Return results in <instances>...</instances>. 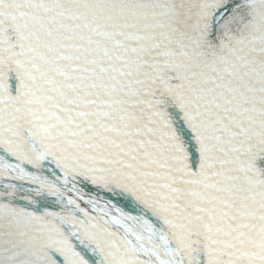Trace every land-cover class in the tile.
Instances as JSON below:
<instances>
[{
  "label": "snow or ice",
  "instance_id": "1",
  "mask_svg": "<svg viewBox=\"0 0 264 264\" xmlns=\"http://www.w3.org/2000/svg\"><path fill=\"white\" fill-rule=\"evenodd\" d=\"M0 264H264V0H0Z\"/></svg>",
  "mask_w": 264,
  "mask_h": 264
}]
</instances>
